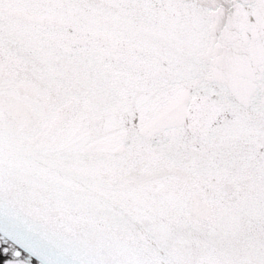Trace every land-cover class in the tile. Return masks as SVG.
I'll return each instance as SVG.
<instances>
[{"label": "snow or ice", "instance_id": "1", "mask_svg": "<svg viewBox=\"0 0 264 264\" xmlns=\"http://www.w3.org/2000/svg\"><path fill=\"white\" fill-rule=\"evenodd\" d=\"M0 264H264V0H0Z\"/></svg>", "mask_w": 264, "mask_h": 264}]
</instances>
